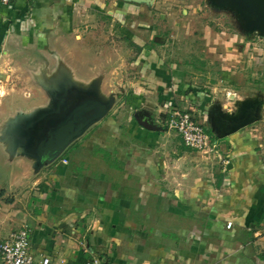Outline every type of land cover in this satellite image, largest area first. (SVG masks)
Here are the masks:
<instances>
[{"label": "crops", "instance_id": "obj_1", "mask_svg": "<svg viewBox=\"0 0 264 264\" xmlns=\"http://www.w3.org/2000/svg\"><path fill=\"white\" fill-rule=\"evenodd\" d=\"M148 1L0 4V81L9 78V61L20 56L32 60V68L43 55L51 68L55 50L49 49L61 47L64 69L80 70V79L87 78L88 71L102 76V94L92 101L107 102L109 93L117 94V106L61 156L45 163L41 174L21 154L12 161L11 171L3 172L0 240L29 227L34 257L48 256L61 264H91L94 259L102 264H264V235L259 234L264 225V156L249 125L259 116L258 105L247 107L238 119L229 117L232 109L225 117L215 109L221 94L225 100L226 93L229 99L242 93L234 88L243 83L235 76L238 69H246L247 57L240 55L241 61L231 65L233 52L224 51L222 93L212 84H194L186 70L171 65L168 37L150 46L158 39L152 27L158 19ZM89 31L75 49L72 37ZM105 31L142 49L141 63L130 64L136 73L128 79L127 93L106 88L112 81L109 73L117 70L101 60L110 53L119 62L120 53L130 55L133 48L118 42L121 52L112 45L101 50ZM73 53L78 54L75 60ZM103 65L110 72L105 73ZM41 67L39 62L36 68ZM20 85L34 83L28 77ZM112 86L119 82L112 81ZM27 100L39 97L31 94ZM177 104L197 109L203 122L217 117L215 124L205 122L215 131L209 133L212 140L219 139L215 153L187 148L178 133L167 129L164 121Z\"/></svg>", "mask_w": 264, "mask_h": 264}, {"label": "rangeland", "instance_id": "obj_2", "mask_svg": "<svg viewBox=\"0 0 264 264\" xmlns=\"http://www.w3.org/2000/svg\"><path fill=\"white\" fill-rule=\"evenodd\" d=\"M148 8L149 11H152L151 15L158 19L157 25L152 26L153 31L157 32L155 35L158 39H153L150 46H159L162 36L168 37L170 40L168 57L173 63L170 64L174 67L177 65L183 71L186 70L188 80L190 79L196 85L212 87V84L218 86L217 89L220 90L218 93H222L225 88L221 76V72L225 69L223 66L224 51L233 52V59L229 60L231 65L241 61L240 55L247 57L246 69H238L235 76L236 82L242 81L243 83L234 88L242 93L236 98L232 96V99H229L228 93H226L225 100L221 94L222 99L220 98L221 101L216 103L215 109L222 117H225L227 112L232 109L233 112L229 117L238 119L243 116L247 107L258 105L259 116L248 123L250 128L254 126L253 128L256 130L260 150L264 156V32L251 27L247 13L229 1L152 0ZM162 20L165 23L160 22ZM166 24L169 28H165ZM110 28L117 30L118 27L110 26ZM92 29L96 31V28L90 30ZM172 31L175 33L174 36L169 34ZM81 33L72 37L75 49L80 46L79 41L88 39L90 31L83 36ZM105 33L107 36L99 42L104 45L101 46V50H106V45H112L121 52V46L117 47L118 45H116L118 42H123L126 47L128 45L133 48V53L130 55L120 53L119 62L114 60L116 57L110 53L105 54V58L101 60L106 61V66L110 65L114 71L117 70V73L113 72L112 74L103 65L104 72H110L109 76L113 83L119 82V86H112L110 79L106 88L108 90L117 88L120 93H127V84L132 81L128 82V79H131L136 73L130 64L135 60L139 61L142 49L123 38L119 39L120 41L117 38L114 39L110 36L113 35L110 32L105 31ZM102 34L104 33L99 32V36ZM93 45L95 46L94 43ZM60 48L49 49L55 50V53L52 51L54 55L51 57L55 63L49 64L51 68L47 67L46 63L50 61L43 60V55L39 56L37 65L32 68L28 63L32 64V60L29 59L27 62L26 59H21V56L19 60L9 61L8 68H5L9 69V78L0 81V176L3 175V172L11 171V163L19 157V154L32 160L33 165H30V168L41 174V170L46 169V161L43 159L38 162L33 154H38L40 142L46 143L48 132L53 125L51 123L62 119L68 111L83 104V101L98 99L102 94V76H97L96 72L91 74L88 71L89 76L80 79V70L64 69V55L59 53ZM212 48L222 50L217 49L214 53L211 51ZM75 55L78 54H72L73 60H75ZM39 62L42 67L37 70ZM139 62L141 63V61ZM100 66H102L101 63ZM214 73L215 75L212 77ZM28 77L31 78L34 85H20L22 78ZM32 88L34 91L31 90ZM37 92L39 96H37ZM31 94H34L36 98L39 97V100H27ZM113 95L117 94L109 93V97L107 96V102L111 104L112 108L117 106ZM240 103L241 105H239ZM216 119L217 117L213 122V118L212 120L205 118L204 121L206 123L211 121V124H215ZM199 120L202 121L201 118ZM206 128L211 135L215 134L211 127ZM217 141H219L218 136L213 139V143Z\"/></svg>", "mask_w": 264, "mask_h": 264}, {"label": "built area", "instance_id": "obj_3", "mask_svg": "<svg viewBox=\"0 0 264 264\" xmlns=\"http://www.w3.org/2000/svg\"><path fill=\"white\" fill-rule=\"evenodd\" d=\"M13 0H0V4L8 6ZM197 110V109H196ZM194 108H182L172 105L168 111L165 122L167 129L180 135L187 148L203 154L215 153L217 144L213 143L212 137L203 122L200 113ZM201 118V122L200 119ZM229 223L228 227L231 228ZM31 229L25 227L12 233L7 239L0 240V264H61L51 257L37 259L32 254ZM264 235V225L259 233ZM91 264H102L100 259H94Z\"/></svg>", "mask_w": 264, "mask_h": 264}, {"label": "water", "instance_id": "obj_4", "mask_svg": "<svg viewBox=\"0 0 264 264\" xmlns=\"http://www.w3.org/2000/svg\"><path fill=\"white\" fill-rule=\"evenodd\" d=\"M227 1L233 2L247 13L251 27L264 32V0H221V2ZM110 107L109 102L90 100L71 109L62 119L51 123L53 125L48 132L46 143L40 142L38 144V154L34 153L33 155H35L38 162L44 159L46 163L58 158L66 147L81 136L92 123L105 117ZM24 151L26 152V150Z\"/></svg>", "mask_w": 264, "mask_h": 264}, {"label": "flooded vegetation", "instance_id": "obj_5", "mask_svg": "<svg viewBox=\"0 0 264 264\" xmlns=\"http://www.w3.org/2000/svg\"><path fill=\"white\" fill-rule=\"evenodd\" d=\"M88 101H90V100H85V101H83V102L85 103V102H88Z\"/></svg>", "mask_w": 264, "mask_h": 264}]
</instances>
